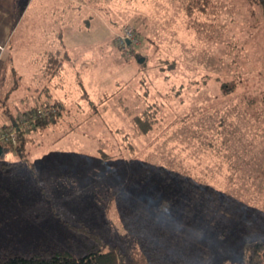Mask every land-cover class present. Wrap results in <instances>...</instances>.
Here are the masks:
<instances>
[{"label": "rangeland", "instance_id": "obj_1", "mask_svg": "<svg viewBox=\"0 0 264 264\" xmlns=\"http://www.w3.org/2000/svg\"><path fill=\"white\" fill-rule=\"evenodd\" d=\"M187 1L0 0V31L10 32L0 38V79L8 73L0 97L13 88L0 135L12 118L29 129L26 113L39 99L68 103L56 122L28 132V160L13 151L5 159L19 162L0 168V255L57 246L81 256L103 245L160 248L165 264H229L244 262L248 241L264 239L262 5L214 0V14L189 15ZM128 29L130 50L118 40ZM41 30L46 49H56L53 30L72 49L74 66L60 78L46 74ZM135 54L145 56L147 75ZM9 56L14 73L2 65ZM165 62L174 68L164 72ZM184 71L193 81L168 95L165 82ZM149 91L161 104L169 98L156 118L144 111ZM100 98L108 108L91 106ZM71 128L82 138L69 153L92 165L76 185L55 179L54 193L31 157L63 146L66 138L56 141Z\"/></svg>", "mask_w": 264, "mask_h": 264}, {"label": "trees", "instance_id": "obj_2", "mask_svg": "<svg viewBox=\"0 0 264 264\" xmlns=\"http://www.w3.org/2000/svg\"><path fill=\"white\" fill-rule=\"evenodd\" d=\"M247 2L251 6H254L256 4H261L264 13V0H247ZM185 7H186V12L189 15H192L195 11H200L202 13H207L208 11H210L211 14H214L217 9V3L214 0H188L185 4ZM65 45L66 43L64 42V49L63 48L57 49L55 51L51 50L44 55L47 62L46 74L49 78H54L59 76L62 70L64 69V64L69 59H71L72 55L67 50ZM121 47L130 50L133 47V44L132 43L129 44L125 41L123 46ZM134 56L137 59L139 65H141L140 74L144 72L145 75H147L146 64L144 61L145 56L136 55V54ZM173 64L174 63L165 62L162 67V70L166 72L168 70L167 68H174L175 65ZM192 74H193L192 72H187V71H184L181 74H176L174 76V82L172 86L170 82H165V85L167 86L166 93H168L169 95L170 92H173L176 96H179L181 93H184V88H185L184 83L194 77ZM149 80L151 82L152 78L150 77ZM79 81H80L79 84L81 86V89L83 90L82 98H87L88 91L84 86L82 80ZM192 81L193 79L190 80V82ZM221 86L225 87V83L223 85L221 84ZM46 89L47 90L49 89L47 85H46ZM230 90L231 89L226 91V93L229 94ZM151 93L149 91L144 98V101H146V106L144 108V111L148 113L147 115L148 117L156 118V115L158 114L157 117L159 116L161 109L164 108L163 105L167 104L169 98L167 97L164 99L163 97L164 94L158 91L156 93L157 96L162 97L164 99V102L161 104L159 100L152 99L148 96V94ZM8 97H9V93L8 96L0 98V108L2 107L5 108L6 105L7 106L9 105L7 100ZM120 100H122V97ZM100 105H103L105 106V108H108L107 100H105V98L102 99L100 98L98 103L91 102L92 107H98ZM65 106L66 105H64V103H59V101L54 103L49 99H47L46 101H40L39 99V101L32 106L33 108H31L30 111L28 110L26 113V115H28L27 120H29L26 123H28V126H30L29 129H25L21 123H18L15 120V118H12L16 123V125H14V128L17 135V140L15 143L12 142L11 140L6 142L0 141V168L6 169L9 166L13 167L15 164L19 162V161L9 162L5 159L6 155L13 151H16V153L19 154L20 156H22L26 152V160H28L27 157L28 149L27 146L25 145L28 142V138H27L28 132L34 129H44L49 125V123L56 122L57 118H59L62 114L61 110L63 108H66ZM166 107L170 108L171 103ZM137 122H139L140 125H142V127L146 130L152 126L151 125L152 122H150V120L148 124L147 121L141 119L140 117L137 118ZM220 133L221 132L219 131L216 132V134L218 135H220ZM32 169L34 170V172H36L34 167H32ZM42 250L43 251L38 254H31V255L17 254L14 252H9L7 254L0 255V264H165L164 259L166 258L165 254L161 252L160 248L159 250L150 252L145 247L135 248L131 252L126 253L117 246H111L107 249L104 248L103 245L96 247L92 246L85 254L81 256H76L72 254V252L69 251L68 249L60 248L57 246L43 248ZM229 264H264V239L248 241L245 244L244 262L243 263L231 262Z\"/></svg>", "mask_w": 264, "mask_h": 264}, {"label": "crops", "instance_id": "obj_3", "mask_svg": "<svg viewBox=\"0 0 264 264\" xmlns=\"http://www.w3.org/2000/svg\"><path fill=\"white\" fill-rule=\"evenodd\" d=\"M26 4V3H25ZM13 7L12 6V10H13ZM54 33H56V35L58 36L57 37V45H56V49H46V44H47V37L45 38V34L47 33V30H41V37L42 39H46L45 41V45L44 46V49H43V53L44 55L47 54L48 51H55L57 49H64V33L62 32V30H53ZM9 33L8 34L5 32V31H0V38L5 40L6 38L8 39L9 38ZM40 37V36H39ZM40 37V38H41ZM67 50L70 52L71 54V51L72 49L70 50L69 46L66 44L65 45ZM38 50H41V44L38 45ZM71 59H72V56H71ZM69 59L65 64H64V69L62 70V72L60 73L59 76H57L56 78H60L62 73L66 70L67 67H70V66H74L73 65V60ZM14 56H9V59L7 62L3 63V67H6V68H13L12 70V73H14V69L17 68L16 66L14 65H19V64H14ZM15 67V68H14ZM15 71H17L15 69ZM8 73H4L2 75V79L0 80H4L5 81H1L0 82V87L2 84H4L6 81V77ZM80 81L78 80V83ZM83 82V81H82ZM84 83V82H83ZM80 85V84H79ZM58 86V85H57ZM84 86H86L84 84ZM48 88H50L48 86ZM44 89V92H49V90L45 88ZM53 89H54V86H53ZM13 90V88L11 87L8 92L3 96V97H6L8 96V93H9V97L8 99L10 98V92ZM54 91V90H53ZM88 91V90H87ZM82 95H80L81 97ZM3 97H0V98H3ZM19 99H21V97H18ZM26 98V96H25ZM61 99V98H59ZM9 102V101H8ZM66 105H68V103H66ZM11 122L13 123V125H16L15 121L13 119H11ZM6 125V123L4 124ZM77 131H80L79 129H71L70 131H68L67 134H64L62 136H60V139H58V141H56V143H60L61 141L63 142V139L64 142H63V146H60V147H57V148H51V153H47V154H44V155H36L34 157H31V161L35 164V166L39 169V172L36 170V172L39 173V175L41 174L42 178H45L47 180V183L48 185L51 187H53V191L55 193V184H54V180L55 179H61L60 182H57V186L61 185L64 187V182H62V179L64 180H75V184L76 185L78 183V180H79V177L80 179H84L86 177V173L87 172V169H85V164L86 166L88 164H91L92 160H89V158L85 157V156H82V155H72L70 154L69 152L70 151H74V150H71L72 148L69 147L70 145H73L76 141H80L82 137H73V136H69L70 134H72L73 132H77ZM82 135L84 134L83 132L81 133ZM69 136V137H68ZM79 138V139H78ZM86 138V137H85ZM55 143V144H56ZM49 148V146H48ZM71 148V149H70ZM92 155L91 158H94V155H98L97 153H95V151H91V152H88ZM92 165V164H91ZM37 174V173H36ZM71 184V183H70ZM72 185V186H74ZM53 193V192H52ZM53 193V194H54ZM83 194V192H80L79 194L76 195V197H78L79 195ZM84 195V194H83Z\"/></svg>", "mask_w": 264, "mask_h": 264}, {"label": "built area", "instance_id": "obj_4", "mask_svg": "<svg viewBox=\"0 0 264 264\" xmlns=\"http://www.w3.org/2000/svg\"><path fill=\"white\" fill-rule=\"evenodd\" d=\"M128 36H132V32L130 29L127 30V32L125 33V35H122L121 37L118 38V40L121 43H124L126 41V39L128 38ZM10 130L9 132H4L2 135H0V141L2 142H6V141H12V142H16V132H15V128H9V129H5V131Z\"/></svg>", "mask_w": 264, "mask_h": 264}, {"label": "water", "instance_id": "obj_5", "mask_svg": "<svg viewBox=\"0 0 264 264\" xmlns=\"http://www.w3.org/2000/svg\"><path fill=\"white\" fill-rule=\"evenodd\" d=\"M128 43H130V40H127Z\"/></svg>", "mask_w": 264, "mask_h": 264}]
</instances>
